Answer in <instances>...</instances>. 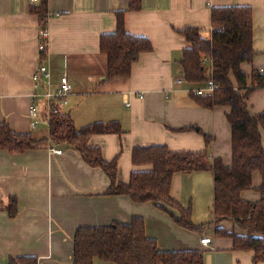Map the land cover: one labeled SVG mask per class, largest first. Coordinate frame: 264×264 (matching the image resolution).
I'll use <instances>...</instances> for the list:
<instances>
[{"label":"crops","instance_id":"crops-1","mask_svg":"<svg viewBox=\"0 0 264 264\" xmlns=\"http://www.w3.org/2000/svg\"><path fill=\"white\" fill-rule=\"evenodd\" d=\"M42 1L0 0V123L6 122L19 134L31 133L38 139L48 136L49 131L40 129L47 125L44 117L39 118L42 123L37 129L31 127L30 118L33 74L44 61L52 70L54 86L63 74L70 78L72 93L63 113L77 128L120 122L121 136L95 135L89 141L102 150L105 160L118 158L120 181L128 182L133 171L145 169L132 163L135 147L166 145L175 152H203L204 135L214 139L211 157L232 165L230 108L206 109L191 97L190 93L205 85L185 81L181 61L188 43L179 30L197 27L209 37L212 8L251 6L257 56L242 65L250 84L253 69H264V0H140L137 11H130V0H47L50 44L44 55L39 51V18L31 12ZM119 11L125 13L126 30L148 38L153 51L141 55L129 77L107 80L108 62L100 51V38L116 31ZM231 80L236 86L232 76ZM247 104L253 115L264 112V88L251 93ZM39 106L43 108L44 103ZM201 173L176 174L173 198L183 204L189 179ZM208 173L213 182V212L214 178ZM261 183V175L255 173L253 189L242 192V199L257 202ZM109 186L101 169L89 166L65 145L43 143L24 153L0 150V264L20 256H35L39 264H73L78 228L129 224L133 217L145 220L146 234L157 241L160 251L199 250L204 264H254L252 252L234 251L231 239L216 236L217 225L198 224L204 226L198 232L181 228L152 203L106 195ZM11 197L18 203L14 218L5 210ZM218 226L244 234L230 222ZM204 238H210L211 244H201ZM97 261L107 263L95 259L94 264Z\"/></svg>","mask_w":264,"mask_h":264},{"label":"trees","instance_id":"trees-1","mask_svg":"<svg viewBox=\"0 0 264 264\" xmlns=\"http://www.w3.org/2000/svg\"><path fill=\"white\" fill-rule=\"evenodd\" d=\"M140 0H130V11L140 9ZM32 14L39 18L41 30L47 29V0L32 7ZM125 13H117L114 33L100 38V51L107 57V80L129 77L133 66L144 53L153 51L146 37L131 35L125 27ZM211 35L203 30L187 27L179 30L188 47L183 51L181 67L189 84L205 85L212 80L217 86L213 94L196 96L195 103L206 109L228 107L227 116L232 131V165L225 166L221 159L211 157L214 139L204 135L206 150L203 152H175L166 145L137 146L132 150V163L143 170L133 171L128 182L118 179V158L104 159L102 150L89 145L95 135L123 134L119 121L95 122L77 128L69 115H53L46 138L33 134H19L9 124L0 123V150L24 153L47 143L77 151L83 161L101 169L110 181L106 191L109 196H127L139 204L152 203L168 213L181 228L198 232L204 226L193 223L192 208L182 206L171 194L173 178L178 173L194 174L211 172L214 178V224L218 238L233 241V250L252 252L254 264L264 262V112L253 115L247 101L251 93L264 88V73L254 68L250 84L242 69L257 56L254 49L253 8L247 5L214 7L211 10ZM212 62L209 69L203 64ZM236 81V86L231 80ZM188 129V128H184ZM259 173L261 185L257 202L242 199L244 191L253 189V175ZM11 218L18 214L15 197L5 207ZM178 212V216L173 213ZM230 222L244 234L220 227ZM73 264H94L95 259L112 264H204V254L199 250L160 251L155 239L146 234L145 220L133 217L129 224L113 222L109 225L80 227L74 236ZM8 264H39L35 256L9 259Z\"/></svg>","mask_w":264,"mask_h":264},{"label":"built area","instance_id":"built-area-1","mask_svg":"<svg viewBox=\"0 0 264 264\" xmlns=\"http://www.w3.org/2000/svg\"><path fill=\"white\" fill-rule=\"evenodd\" d=\"M41 0H30L33 4H38ZM50 44V35L48 29L41 30L39 35V51L44 55ZM203 64L209 65L212 68V62L205 58ZM264 73V69L260 70ZM34 91L31 94L32 107L30 110L31 127L37 129L42 122L39 118L44 117L47 125L50 124V119L53 115L64 114L63 110L69 105V97L72 93V84L68 75L63 74L58 86L53 85V74L48 63L42 61L40 66L33 74ZM182 80L178 83L181 84ZM217 86L212 80H210L205 88L194 90L193 93L196 96H203L206 94H213ZM43 102V108H40L39 103ZM44 110V111H43ZM50 151L55 154H62L61 150L50 148ZM201 244L210 245L211 239L204 238L201 240Z\"/></svg>","mask_w":264,"mask_h":264},{"label":"rangeland","instance_id":"rangeland-1","mask_svg":"<svg viewBox=\"0 0 264 264\" xmlns=\"http://www.w3.org/2000/svg\"><path fill=\"white\" fill-rule=\"evenodd\" d=\"M40 129L44 130V133H48L49 126L46 124L41 125ZM188 186V194L185 193L184 202L181 201L183 204L179 203L184 207L192 208V219L195 226H202L198 224H204L205 222H208V226L214 225L212 214L213 182L211 174L204 172L199 175H193L188 181ZM174 211L178 215V212L173 210V213ZM99 264L107 263L99 262Z\"/></svg>","mask_w":264,"mask_h":264}]
</instances>
